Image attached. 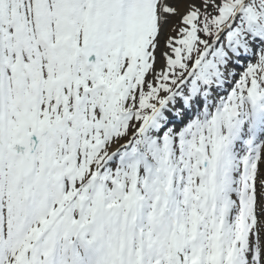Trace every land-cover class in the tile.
Here are the masks:
<instances>
[{
    "label": "snow or ice",
    "instance_id": "obj_1",
    "mask_svg": "<svg viewBox=\"0 0 264 264\" xmlns=\"http://www.w3.org/2000/svg\"><path fill=\"white\" fill-rule=\"evenodd\" d=\"M0 264H264V0H0Z\"/></svg>",
    "mask_w": 264,
    "mask_h": 264
}]
</instances>
